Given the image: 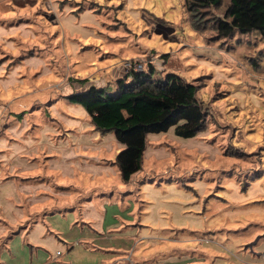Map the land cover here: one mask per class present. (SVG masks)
Instances as JSON below:
<instances>
[{
  "label": "rangeland",
  "instance_id": "374dc122",
  "mask_svg": "<svg viewBox=\"0 0 264 264\" xmlns=\"http://www.w3.org/2000/svg\"><path fill=\"white\" fill-rule=\"evenodd\" d=\"M65 1L93 6L96 21L64 53L55 49L63 39L51 48L33 37L47 33L48 8L30 27L20 19L40 3L0 11V239L1 218L13 226L47 212L25 236L48 251L45 264H264V40L197 30L186 0ZM224 10L200 20L212 26ZM126 62L199 85L209 112L194 138L174 127L149 134L157 156L149 148L129 182L115 164L124 147L114 132L96 131L69 99L92 85L115 92Z\"/></svg>",
  "mask_w": 264,
  "mask_h": 264
},
{
  "label": "trees",
  "instance_id": "16d2710c",
  "mask_svg": "<svg viewBox=\"0 0 264 264\" xmlns=\"http://www.w3.org/2000/svg\"><path fill=\"white\" fill-rule=\"evenodd\" d=\"M186 5L192 25L199 31L212 27L224 38L256 32L264 40V0H186ZM222 6H225L222 17L215 19L212 26L200 20L203 14ZM36 49V45L32 46L28 57L33 56ZM155 73V68L149 65L148 70H132L117 80L115 92H109L108 86L92 85L86 91L69 96L70 101L85 109L96 130L114 132L118 143L124 147L116 156L115 164L125 182L142 170L149 134H161L174 127L177 136L194 138L206 128L209 112L198 97L200 86L173 73L165 78L156 77ZM13 177L3 178V181ZM23 203L26 204V200ZM1 223L9 226L2 218ZM262 229L260 226V231Z\"/></svg>",
  "mask_w": 264,
  "mask_h": 264
},
{
  "label": "crops",
  "instance_id": "0c3cea01",
  "mask_svg": "<svg viewBox=\"0 0 264 264\" xmlns=\"http://www.w3.org/2000/svg\"><path fill=\"white\" fill-rule=\"evenodd\" d=\"M30 1H31L29 2L30 7L37 6L40 3L39 5L40 8L36 7L33 11H30L29 13L27 12L26 14H30V17H29L30 20H27L28 16H26L25 14V17H22L20 19V23L22 26L27 25V27H30V25L28 26V24H31L32 20H38L40 17H42L43 12L42 11L39 12V10L43 8H48L52 16L46 14L47 18L49 20L51 19L50 20L51 23H49L47 27L49 29L46 28L48 30L47 33L44 32V28H40L39 33H34L32 31L31 32L35 34L33 36L34 38H37L38 35L44 37L45 39L47 38L46 40L51 48L54 47V44H50V43L54 42V40H55V43H58L60 39H63L61 45L57 46L55 49H58L60 52L64 53V52H67L66 44L68 48V42L70 40H74L76 38H81L83 40V37L88 36V34L91 35L92 32H90V30L87 32H84L83 28L85 26L84 23L94 24L96 21V17L94 16L93 6L79 7L77 4L69 5L67 4L66 1L61 2V0H30ZM11 3L14 4L15 6L16 4H19L16 2V0H0L1 15L6 14L7 11L11 10L12 8ZM21 7L26 8V3H22ZM13 9H14V12H16L18 17L20 16V14H23L19 12L18 9H15V8ZM89 17H92V18H89ZM58 23L60 24V27L56 26V24ZM79 45H82V44L80 43ZM26 58L29 59L30 62L34 60V59H31L30 57H26ZM32 67H36V66H32ZM17 73L18 72L14 71L10 75H17ZM0 74L1 75L5 74V72L1 73V67H0ZM18 81H20V79H18L17 77H16V81L14 82L13 81L10 82L7 79H5V83H7L6 84L7 86H12L16 84ZM161 145L162 144H160V146ZM99 147L97 150L100 151L101 149ZM149 148L152 149L150 150L152 153L150 154L149 157L157 156L154 150L158 149V147L155 144H150V142H148L144 160H147V154H148ZM84 149L87 150L86 148ZM14 150L17 151L16 148H14ZM98 161L100 164L99 166L104 167L109 164L108 163L109 161H107L106 159L100 158ZM82 200L83 199L78 198L76 201V204L78 202L81 203ZM72 208L66 209V210H72ZM47 214L49 213L45 212L43 213V215H34V217L31 220H28V222L21 221V223L15 224L13 226H8V227L4 226L8 230V232L6 236L1 235L0 264H45L49 262L51 256L47 250H45L44 248L33 246L31 243L27 242L25 239L29 226L35 223L36 224L39 223V221L42 220L45 216H47ZM16 228L17 229L19 228V230L15 231ZM10 230L12 231V233H10L11 232ZM13 231H15V233H13ZM11 234H13V236L8 239L9 235ZM261 235L263 234L260 233L256 238L251 239L249 242H247L245 245V248H250V247H247V245L253 242V249L251 247V250H254V246L259 244L260 242V239L258 237H260Z\"/></svg>",
  "mask_w": 264,
  "mask_h": 264
},
{
  "label": "built area",
  "instance_id": "2783aa9c",
  "mask_svg": "<svg viewBox=\"0 0 264 264\" xmlns=\"http://www.w3.org/2000/svg\"><path fill=\"white\" fill-rule=\"evenodd\" d=\"M124 67L126 74L132 70L141 72L144 69L141 64L133 63V62H126Z\"/></svg>",
  "mask_w": 264,
  "mask_h": 264
},
{
  "label": "water",
  "instance_id": "95a60500",
  "mask_svg": "<svg viewBox=\"0 0 264 264\" xmlns=\"http://www.w3.org/2000/svg\"><path fill=\"white\" fill-rule=\"evenodd\" d=\"M257 241V240H256ZM253 243V242H252ZM253 246V245H252Z\"/></svg>",
  "mask_w": 264,
  "mask_h": 264
}]
</instances>
